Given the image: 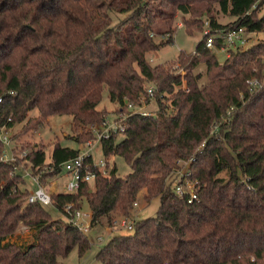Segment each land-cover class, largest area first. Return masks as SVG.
<instances>
[{"label":"trees","instance_id":"16d2710c","mask_svg":"<svg viewBox=\"0 0 264 264\" xmlns=\"http://www.w3.org/2000/svg\"><path fill=\"white\" fill-rule=\"evenodd\" d=\"M263 4L0 0V127L12 128L37 108L39 115L28 118L24 133L51 116L71 115L76 141H85L91 127L108 117L98 108L107 88L127 117L123 138L118 132L102 138V150L106 157L122 156L132 168L120 176L113 167L105 176L92 166L93 181L74 193L55 192L54 205L44 206L27 202L23 171L35 173L45 162L59 165L80 149L57 141L50 160L43 146L0 160V264H63L61 259L75 248L83 257L91 240L70 221L72 213L64 206L73 203L74 212L85 198L92 224L105 216L111 225L113 213L129 216L142 193L145 202L159 200L156 214L137 219L132 232L113 234L96 253L103 264H264V40L231 49L220 62L207 47L206 34L194 53L180 52L178 61L187 71L178 74L148 59L150 52L173 43L179 12L187 32L204 28L205 20L214 35L239 27L264 32ZM218 12L235 20L222 24ZM113 13L123 17L114 23ZM215 44L221 47V38ZM201 62L206 83L193 72ZM251 78L257 86L250 85ZM184 81L188 92L181 89ZM142 98L154 99L151 114L128 110L129 102L140 105ZM4 149L0 141V155ZM86 159L93 161L92 155ZM59 171L47 173L41 182L47 185ZM180 174L194 183L197 198L192 202L187 193L176 192ZM20 222L33 231L25 244L9 239Z\"/></svg>","mask_w":264,"mask_h":264},{"label":"rangeland","instance_id":"374dc122","mask_svg":"<svg viewBox=\"0 0 264 264\" xmlns=\"http://www.w3.org/2000/svg\"><path fill=\"white\" fill-rule=\"evenodd\" d=\"M217 9H219L218 6H216ZM264 14V4L262 5V8L259 10V15ZM217 19L222 24H229L232 21L235 20L234 17L225 15L222 12H218ZM123 17V14L120 13H113V22L116 23L120 18ZM183 15L181 12L177 14V17L173 23V26L175 27V33H174V41L173 43L167 44L163 46L160 50L155 52H150L148 54V59L152 65L162 64L165 66L168 70H171L174 73H184L186 72V68L181 65V63L178 61V55L181 51H186L188 53H194L197 43L205 37V34L211 33V27L209 26V22L205 20V25L203 28V25L193 26L191 27L190 31L187 32L186 27L182 23ZM189 18V16H188ZM208 33H205V32ZM221 31H229V30H220L217 34H224L221 33ZM154 37L157 39H166L167 34L163 37L162 35L155 34ZM245 39V43H242L235 39V43L231 42L228 37L221 38L223 43L221 44V47L215 46V42L217 38H215L214 44L211 48L218 60L220 62H224L226 57L229 55V50L237 51V49H247L251 47L252 45H255L258 42H261L264 40V32H247L242 34L241 41ZM195 74L200 73L201 83H206L207 78V68L206 64L204 62H201L195 69L193 70ZM187 84V82L185 81ZM148 86L152 87L153 84H149ZM154 99L146 101V109L147 111H154L156 108V104L154 103ZM99 109L106 110L108 112V119L111 121H114L120 113L119 105L112 102L109 98L108 90L107 88L104 89L102 100L98 105ZM39 115V110L37 108L33 109L29 112L28 117L23 122L15 124L9 131L11 133V136L13 138L14 146H16V152L20 153L22 149H25L26 151H29L31 147L34 146H43L47 153V158L51 157L53 145L57 143V141L61 142L62 145L70 146V147H78L82 153H92L94 161L96 163H99L101 160H105L108 162L110 168L113 167L117 168L118 175L125 176L128 173L132 171L131 166L125 161V159L122 156L119 155H111L110 157H106L103 153L102 146L100 141L98 140L99 133H94L92 131L91 137L87 138L85 141L77 142L76 141V132L71 127V121L72 116L71 115H54L49 117V119L44 123L43 126L37 128V129H30L29 131L24 133V125L27 122L28 118H35ZM87 129V128H86ZM87 131V130H86ZM123 135L122 132L119 133L118 139H122ZM225 175V173H223ZM68 180V175L64 172L56 176L55 178L51 179L47 183V189L49 191H60L65 192V183ZM28 181V187H32V183L27 177ZM139 203V207H133L131 210V214L133 215V212L138 211V219L153 216L156 214L157 209L159 207V200L154 199L150 202H145L143 199V193L140 195V199L137 200ZM82 204V211L90 212V207L85 200L81 201ZM49 209L52 211L54 216L60 217V214L53 208L49 207ZM141 209V210H140ZM121 213L115 212L113 213V220L111 223V231L110 234L107 230V226L110 225L108 222V218L105 216L102 217V219L92 224L93 229L86 234L89 236L92 246L88 250V252L83 256L80 257L78 253V249L75 248L71 251V253L66 257L61 259L63 264H103L101 261L96 259V253L98 250L111 238L113 232L114 233H128L132 231H128L125 229H121L119 225L114 224L115 218H120ZM111 222V221H110ZM26 225L25 223L20 222L18 228L16 231L10 236L9 239L15 240L18 242H24L31 241L32 240V233L33 231L30 230L29 232L20 231L19 228L21 226ZM24 232V233H23ZM103 237V241L99 242V237ZM98 239V240H97Z\"/></svg>","mask_w":264,"mask_h":264},{"label":"built area","instance_id":"2783aa9c","mask_svg":"<svg viewBox=\"0 0 264 264\" xmlns=\"http://www.w3.org/2000/svg\"><path fill=\"white\" fill-rule=\"evenodd\" d=\"M220 32V31H218ZM248 31L243 28L239 27L237 29H231L229 31H221V33L224 34H215L208 36L206 40L207 47H212L215 41V38H226L228 37L230 41L235 43V39L245 43V39L241 41L242 34L247 33ZM205 33H208L207 31ZM152 36L155 34L152 33ZM206 35V34H205ZM163 37L165 35H162ZM223 43V41H222ZM250 85L257 86L258 81L255 78H251L248 80ZM181 89L183 91L188 92L190 88L188 85L183 82L181 85ZM149 96L154 95V89L153 87H150L148 89ZM145 99L142 98V104L140 105H134L133 103H128L127 108L128 110H131L133 112H140L142 114H151L150 111H147L146 109ZM127 114L124 112H120L119 116L114 120L111 121L108 119V117L103 121L102 124L93 125L91 127L92 131L95 133H99L98 140L101 142L102 138L108 137L110 134H113L114 132H123L126 127V119ZM11 128H8L6 126L0 127V141L4 144L5 149L0 155L1 161H9L17 156L23 157L27 154V151H24L23 153H17L16 152V146H14L13 138L11 136L10 130ZM93 154L86 152L82 153L80 150V153L78 156L70 158L63 163H60L59 165H53L51 162H45L43 165L39 166L37 168V172H31L30 170H24V176L27 178L29 177L32 187L29 188V195L27 197L28 203H40L44 206L54 205V199H53V192L52 190L49 191L47 189V186L41 182V179L44 175L47 173H50L52 171H55L57 169H60L59 174L65 173L68 175V180L65 183V192L66 193H74L76 192L81 184L83 182H91L95 179L96 173L93 170L92 166L96 167L98 171L107 176L111 172V168L107 161L101 160L99 163H96L94 161L89 162L86 157ZM58 174V175H59ZM183 174H180L177 182L175 183V189L176 192L179 194L187 193L189 196V202H192L194 199L197 198V193L194 189V183H192L189 179L183 178ZM184 179V180H183ZM4 183H0V189L3 187ZM73 203H67L64 206V210L67 212H71L72 216L69 218L71 222L75 226H77L79 229L84 231L85 233L89 232L92 228V214L91 212H85L82 211V207L80 209H76L73 211ZM134 207H139L138 201L134 202ZM138 211L133 212V215H121L120 218H115L114 224L119 225L121 229H125L128 231H132L134 229L135 221L138 219ZM31 229V226L23 225L21 228H19L20 231L29 232ZM23 232V233H24ZM99 241H103V237H99Z\"/></svg>","mask_w":264,"mask_h":264},{"label":"crops","instance_id":"0c3cea01","mask_svg":"<svg viewBox=\"0 0 264 264\" xmlns=\"http://www.w3.org/2000/svg\"><path fill=\"white\" fill-rule=\"evenodd\" d=\"M48 160H50V157H48ZM53 192H60V191H54V190H53ZM140 210H141V209H140ZM90 212H91V211H90ZM138 212H139V209H138ZM111 227H112L111 225H108V226H107V230L109 231L110 234L112 233V231L110 230ZM92 229H93V227L91 228V230H92ZM91 230H90V231H91ZM113 234H115V233L113 232ZM113 234H112V235H113ZM97 240H98V239H97ZM99 242H102V241H99Z\"/></svg>","mask_w":264,"mask_h":264}]
</instances>
